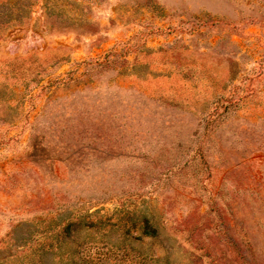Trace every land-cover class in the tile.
Here are the masks:
<instances>
[{"label":"rangeland","instance_id":"1","mask_svg":"<svg viewBox=\"0 0 264 264\" xmlns=\"http://www.w3.org/2000/svg\"><path fill=\"white\" fill-rule=\"evenodd\" d=\"M0 264H264V0H0Z\"/></svg>","mask_w":264,"mask_h":264}]
</instances>
